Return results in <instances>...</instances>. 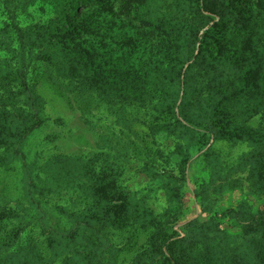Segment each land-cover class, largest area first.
<instances>
[{
	"label": "rangeland",
	"instance_id": "rangeland-1",
	"mask_svg": "<svg viewBox=\"0 0 264 264\" xmlns=\"http://www.w3.org/2000/svg\"><path fill=\"white\" fill-rule=\"evenodd\" d=\"M14 2L20 28L56 21L58 0ZM114 2H125L133 15L114 11L117 21L88 22L106 36L81 32L50 57L34 44L27 53V83L43 81L47 102L43 124L16 154L0 145V205L15 214L0 222V264H158L163 257L153 237L177 213L176 239L168 247L172 264H262L264 231L252 230V219H264V131L255 127L264 128V111L252 108L239 77L230 84L234 71L202 58L206 48L199 42L204 33L213 35L218 18L209 21L212 15L192 0ZM9 22L0 14V30ZM69 27L80 28L78 22ZM190 35L199 41L188 50ZM78 44L83 58L72 60L65 52ZM10 57L0 49V62ZM185 73L191 106L202 105L190 113L211 132L201 145L173 118L168 124L175 135L158 131L151 125L162 116L142 103L150 98L161 110L171 92L181 98ZM256 97L258 108L264 101ZM229 100L237 104L226 106ZM251 120L256 133L247 129L241 140L237 129ZM127 137L134 147L116 144ZM75 152L106 155L97 167L88 163L91 157L47 165ZM98 171L104 184L95 178ZM71 186L85 189L81 202Z\"/></svg>",
	"mask_w": 264,
	"mask_h": 264
},
{
	"label": "trees",
	"instance_id": "trees-1",
	"mask_svg": "<svg viewBox=\"0 0 264 264\" xmlns=\"http://www.w3.org/2000/svg\"><path fill=\"white\" fill-rule=\"evenodd\" d=\"M14 1L15 0H0V14L3 17L6 16L10 21L6 29L0 30V49L11 55L10 58H5L0 62V145L16 154L24 146V143L34 131L38 130L43 124L44 106L47 102L43 94L44 92L40 91L46 86L45 83H42L43 81L34 83V85H28L27 83L29 81L28 68L30 64L27 53L30 47H32L33 44L45 47L48 49L46 55L50 57L49 53L52 54L54 49H59L60 44H64L65 41L72 42L71 38L80 36L81 32H84V34H95V31H99L97 35L106 36L100 31V26L94 27L88 25L89 21H101L102 23L109 19L117 21L118 16L116 13L125 15L127 18L132 16L133 13L132 10L125 5V2H114L115 0H66L63 5V0H58L54 9V12L58 14L57 17H55L56 21L46 26L41 25L35 27V29L32 30L33 28L31 27H19L18 21L16 20V4ZM134 1L138 4H142V0ZM192 1L196 3L201 12L204 11L212 15V17H209V21L213 22L215 18H218V21L212 24L214 27L212 31L213 35L206 36L204 33L203 39L199 42L200 50L206 48L204 49L205 55L202 56L203 60L211 57L213 64L218 60L220 66H226L234 71L232 74L234 79L230 84L232 85L235 83L236 77H239L238 83L243 85L242 89L246 93L245 98L253 101L254 107L252 108L258 111H264V104L256 108V95L258 93L261 94L264 101V0ZM74 22L79 23V29H70L71 27L69 26ZM51 25L56 26L52 27ZM220 28H222V30ZM186 38L189 44L188 50L190 48L194 49L199 38L193 35L187 36ZM79 45L80 44L77 45V48L65 52L70 59L78 60L81 57L83 58L84 52H82ZM209 52L214 53L211 54ZM191 57L192 54L189 58ZM31 60L35 61V59ZM12 61H14V63H12ZM188 83L189 80L185 73V76H183L181 80V98L179 94H173L171 92L169 99L166 101L167 106L165 109L159 110L157 108L158 103L152 102L150 98L144 100L142 103L152 105L153 111L157 114L159 112V115L162 116L160 124L151 125L156 126L158 131H166L170 134H174L172 124H168L170 119L173 118L175 123L181 128V131L187 130L189 134L195 133L196 144L201 145L208 142L211 132L207 130L200 118L195 116L196 112L190 113L191 108L200 110L202 109V105L199 101L191 106V99H189V96L192 93H190ZM174 86L175 85H173V87ZM25 93L29 94L28 99L25 97ZM229 95L231 94L229 93ZM179 98L181 100L178 106L179 119H177L175 108L177 107L176 104ZM231 101L232 100H229L226 106L237 104ZM209 108H211V105L207 106V109ZM221 110L222 109H220V111ZM215 115V112L212 110V113H210L211 123L209 122L208 124L211 125L216 122L211 119L215 117ZM206 116L207 115H205V117ZM262 118H264V115ZM7 120L9 121L7 122ZM12 122L18 125L13 126ZM254 122L255 120H251L247 122L246 126L243 124L238 127V136L240 135L239 138L241 140H243L242 136L248 134V131L253 134L256 133L255 130L249 128V126H254ZM6 124L10 127L9 131H6L4 128ZM230 127L235 129V124L232 126H225L221 131L222 134L226 133ZM255 127L259 128L258 132L262 133L264 131L261 125ZM230 137H232L229 138L231 140L237 141L239 139L232 135H230ZM127 139L128 140L125 141L126 143H114L117 145L127 144L129 147H134L135 144L133 140L129 139V137H127ZM104 155L106 154L94 152L81 156L79 153L75 152L72 156L52 157L48 160L47 165L53 167V163L61 162L62 158H66L69 161L82 159L80 162H83L91 157L88 163L93 167H97L101 162L99 158ZM96 162L98 163L95 165ZM58 166H61V164L58 163ZM93 167H89V169L95 172ZM72 174L74 175L73 171L70 172V178L67 179V182H72L74 177L71 176ZM97 174L95 178L104 184V173L98 171ZM101 186L102 184L99 185V187ZM70 188L77 194L76 198L81 202V198L84 199L83 192H85V189L82 186L80 188L71 186ZM67 190L70 189L68 188ZM182 199L181 197L178 198V204L180 206H182ZM14 215L11 209L3 208L0 205V222L12 218ZM180 218L181 214L177 213L173 215L170 220L164 221L158 226L153 237V244L163 257L158 261V264H172L171 261L173 256L168 247L171 242L176 239L173 235L176 233L172 231V225L177 223ZM252 222H254L252 230L255 226L259 230L264 231V219L254 217ZM262 264H264V261Z\"/></svg>",
	"mask_w": 264,
	"mask_h": 264
}]
</instances>
